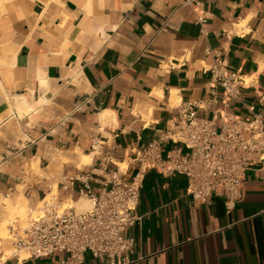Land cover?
Here are the masks:
<instances>
[{
	"label": "crops",
	"instance_id": "0c3cea01",
	"mask_svg": "<svg viewBox=\"0 0 264 264\" xmlns=\"http://www.w3.org/2000/svg\"><path fill=\"white\" fill-rule=\"evenodd\" d=\"M216 57L264 89V0H0V198L37 203L60 191L78 171L61 155L93 154L85 169L95 180L106 158L131 177L134 151L172 123L176 107L210 97ZM187 186L185 175L146 173L143 219L126 231L137 240L131 264H264V170L248 173L232 208L219 196L195 202ZM83 264L105 262L88 253Z\"/></svg>",
	"mask_w": 264,
	"mask_h": 264
},
{
	"label": "built area",
	"instance_id": "2783aa9c",
	"mask_svg": "<svg viewBox=\"0 0 264 264\" xmlns=\"http://www.w3.org/2000/svg\"><path fill=\"white\" fill-rule=\"evenodd\" d=\"M196 16L205 26L206 14L197 12ZM207 70L211 72L210 97L176 107L172 123L134 151L138 167L131 177H125L128 168L121 167L123 163L110 158L97 167L101 179L95 180L94 169H85L91 163L67 174L60 191H50L41 200L37 217L24 225L18 221L10 225L9 237L0 239V264L56 253L61 256L55 264H83L88 253L105 264H131L137 240L126 231L143 219L138 207L150 170L165 176L185 175L186 194L198 203L219 196L232 208L242 200L248 173L264 170V89L257 91L252 76L232 70L219 57ZM253 88L254 94L249 95L247 91ZM236 105L246 112L235 113ZM201 109L211 115H202ZM100 145L98 139L93 141L94 155L100 153ZM93 181L100 185L98 191ZM76 197L87 199L89 208L66 206L65 200Z\"/></svg>",
	"mask_w": 264,
	"mask_h": 264
},
{
	"label": "rangeland",
	"instance_id": "374dc122",
	"mask_svg": "<svg viewBox=\"0 0 264 264\" xmlns=\"http://www.w3.org/2000/svg\"><path fill=\"white\" fill-rule=\"evenodd\" d=\"M104 119V118H103ZM81 154L83 153H80L77 157V159H72V158H69L70 161L64 157V155H61L60 158L63 162H72V161H75V164L78 166V167H83V165H86L87 162L85 163H81L80 160H81ZM91 156V155H90ZM93 156V155H92ZM91 156V158H92ZM89 162V161H88ZM121 167H126V164H121ZM32 175H37L40 173V171L35 167V164H32L28 170ZM54 193L56 194L58 192L57 188L55 187L54 188ZM24 197L23 195L16 197V198H12V197H8V198H5V197H1L0 198V226L5 223L7 225V232L5 234V236L3 238H8L9 237V228H10V225L13 224L15 221H18L21 225H24L26 224L29 219L31 217H36L38 214H39V210H40V207H42L43 203L41 201H38L37 203H32L31 201H29L28 199H25V197L23 198L26 202V205L28 206L27 207V211L24 215L26 216H22L21 214H19V211H17L15 208H10V203L12 204H15L16 201L18 200H21L20 198ZM7 200V202H6ZM84 201H88L87 199L85 198H79V197H76L75 201H72L71 199H68V200H65V204L66 206H70V205H74L75 207L78 208V206L84 202ZM28 202H29V205H28ZM89 203V201H88ZM89 206H90V203H89ZM13 209V210H12ZM8 245L11 244V241H9L7 243Z\"/></svg>",
	"mask_w": 264,
	"mask_h": 264
},
{
	"label": "bare ground",
	"instance_id": "6f19581e",
	"mask_svg": "<svg viewBox=\"0 0 264 264\" xmlns=\"http://www.w3.org/2000/svg\"><path fill=\"white\" fill-rule=\"evenodd\" d=\"M241 26V25H240ZM178 97H177V92L176 91H173V94H172V102H175L176 101V99H177ZM104 116L106 117V113L104 114ZM93 155V154H92ZM92 158H91V156L90 155H87V154H81V160H80V162L81 163H85V162H87L86 164H89V163H91V162H88V161H92L91 160ZM19 198V197H18ZM24 197H22V198H20L21 200H18V201H16V203L15 204H12V203H10L9 202V206H10V208H15L17 211H19V214H21L22 216L26 213V209H27V205H26V202H25V200L23 199ZM25 199H27V197L25 198ZM30 200V199H29ZM6 202H7V200H6ZM28 205H29V202H28ZM89 208V203H88V201H84V202H82L79 206H78V209L79 210H83V209H88ZM12 209V210H13ZM27 215V214H26ZM26 215H24V216H26ZM38 216V215H37ZM36 216V217H37ZM7 230H8V228H7V225L5 224V223H3L1 226H0V239H2L4 236H5V234H6V232H7Z\"/></svg>",
	"mask_w": 264,
	"mask_h": 264
}]
</instances>
